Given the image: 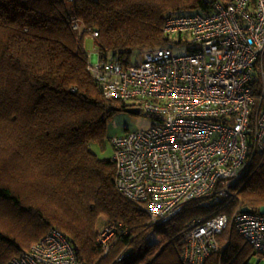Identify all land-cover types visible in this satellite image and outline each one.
<instances>
[{
	"label": "trees",
	"instance_id": "obj_1",
	"mask_svg": "<svg viewBox=\"0 0 264 264\" xmlns=\"http://www.w3.org/2000/svg\"><path fill=\"white\" fill-rule=\"evenodd\" d=\"M228 1L0 0V264L27 253L51 229L83 264H185L181 252L192 220L230 218L239 203L252 212L264 207V155H257L225 202L192 201L152 226L116 189L112 153L99 158L90 149L105 146L106 125L131 104L101 94L84 39L96 31L90 39L99 59L137 64L144 53L168 46L167 19ZM73 20L81 33L71 29ZM105 225L114 227L107 254L98 242ZM217 241L220 249L204 264H249L257 255L230 228ZM121 252L127 254L118 261Z\"/></svg>",
	"mask_w": 264,
	"mask_h": 264
},
{
	"label": "built area",
	"instance_id": "obj_2",
	"mask_svg": "<svg viewBox=\"0 0 264 264\" xmlns=\"http://www.w3.org/2000/svg\"><path fill=\"white\" fill-rule=\"evenodd\" d=\"M71 29L82 32L77 20ZM162 31L168 46L144 53L137 64L124 67L93 53L88 61L106 99L129 103L151 120L149 129L114 137L111 145L116 189L144 210L152 226L192 201L203 200L205 207L209 198L225 202L253 159L264 155V0L215 2L207 13L170 17ZM227 228L264 264V215L243 212L240 203L230 218L220 213L189 223L183 262L204 264L220 249L217 237ZM113 237V226L100 229L104 254ZM7 264L83 263L51 229Z\"/></svg>",
	"mask_w": 264,
	"mask_h": 264
},
{
	"label": "rangeland",
	"instance_id": "obj_3",
	"mask_svg": "<svg viewBox=\"0 0 264 264\" xmlns=\"http://www.w3.org/2000/svg\"><path fill=\"white\" fill-rule=\"evenodd\" d=\"M84 48L90 54H94L93 57H96V49L93 44V41L87 36L84 39ZM174 53L179 54L181 52L174 51ZM151 127V120L143 113L134 115L126 111H117L114 113L113 117L110 119L106 125V135L107 140L105 146L102 148L96 143L90 144V149L95 153L99 158L111 156L112 149L110 144V139L114 137H119L124 135L126 132H133L137 130H147ZM203 201L201 202L202 206ZM204 204V203H203ZM152 240L154 237L151 238ZM157 239V238H156ZM260 258L258 255H253L249 261V264H259Z\"/></svg>",
	"mask_w": 264,
	"mask_h": 264
},
{
	"label": "water",
	"instance_id": "obj_4",
	"mask_svg": "<svg viewBox=\"0 0 264 264\" xmlns=\"http://www.w3.org/2000/svg\"><path fill=\"white\" fill-rule=\"evenodd\" d=\"M125 111L134 115H138L140 113L139 109H133V108H127ZM243 212H249V209L243 208ZM259 213L264 215V207L260 208Z\"/></svg>",
	"mask_w": 264,
	"mask_h": 264
}]
</instances>
